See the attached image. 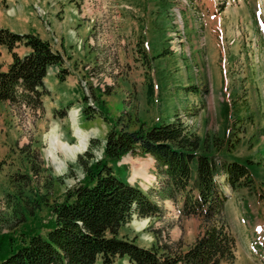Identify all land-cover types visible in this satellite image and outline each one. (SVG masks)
<instances>
[{"label":"rangeland","instance_id":"374dc122","mask_svg":"<svg viewBox=\"0 0 264 264\" xmlns=\"http://www.w3.org/2000/svg\"><path fill=\"white\" fill-rule=\"evenodd\" d=\"M167 1L0 0V29L44 37L62 58L47 68L39 108L0 101V254L45 233L52 207L83 178L77 160L91 140L99 160L115 123L136 129L178 120L216 163L248 167L251 189L216 181L227 196L233 264H264V0ZM11 62L1 49L0 71ZM78 129L87 142L77 153ZM114 169L154 193L162 210L133 217L119 237L164 255L193 245L205 224L159 197L153 159L126 155Z\"/></svg>","mask_w":264,"mask_h":264},{"label":"trees","instance_id":"16d2710c","mask_svg":"<svg viewBox=\"0 0 264 264\" xmlns=\"http://www.w3.org/2000/svg\"><path fill=\"white\" fill-rule=\"evenodd\" d=\"M0 47L12 56L8 70L0 71V101L39 108L40 99L47 93L43 83L47 68L61 65V56L36 35H19L3 29ZM21 47L28 51L22 57L15 52ZM58 76L62 78L61 74ZM129 127L126 123L114 124L106 135L99 160L92 154L96 141L89 142L77 160L83 178L52 207L54 218L48 229L15 247L10 244L14 248L0 254V264H118L117 260L123 258L132 264L235 262V239L223 216L227 197L216 177L223 178L232 190L251 189L248 167L234 161L216 163L215 156L206 153L201 139L178 120ZM126 155L153 159L156 179L162 182L157 191L159 197L179 204L181 216L196 217L205 224L186 251L164 255L158 249L140 247L119 237L120 229L133 217L150 219L162 214L153 199L154 193L144 192L116 173L114 167ZM26 177L20 176L27 185ZM26 189L34 191L29 184ZM19 201L16 200L14 210H21Z\"/></svg>","mask_w":264,"mask_h":264},{"label":"bare ground","instance_id":"6f19581e","mask_svg":"<svg viewBox=\"0 0 264 264\" xmlns=\"http://www.w3.org/2000/svg\"><path fill=\"white\" fill-rule=\"evenodd\" d=\"M56 66V65H55ZM58 67V66H57ZM77 135H78V137H79V139H80V144H79V146L78 147H76L75 148V150L74 151H77V153L78 152H81V151H83V150H85V148H86V142H87V136L85 135V134H83L82 133V131L81 130H77ZM57 141V139L56 138H54L53 139V143H55ZM58 143V142H57ZM51 152V151H50ZM49 152V153H50ZM49 157L53 160V158L55 157V154H54V152H51L50 153V155H49ZM54 161V160H53Z\"/></svg>","mask_w":264,"mask_h":264},{"label":"crops","instance_id":"0c3cea01","mask_svg":"<svg viewBox=\"0 0 264 264\" xmlns=\"http://www.w3.org/2000/svg\"><path fill=\"white\" fill-rule=\"evenodd\" d=\"M55 2H56V0H55ZM97 8H98V7H97ZM98 9H99V8H98ZM55 34L57 35L56 32H55ZM41 38H42V37H41ZM42 39H44V37H43ZM44 40H45V39H44ZM71 43H72V42H71ZM1 49L6 50V48H4V47H0V51H1ZM6 51H7V50H6ZM7 52H8V51H7ZM27 52H28V51H26V53H27ZM26 53H25V54H26ZM25 54H24V55H25ZM24 55H23V56H24ZM55 68H56V67H55ZM57 69H58V67H57ZM59 70H60V68H59ZM80 71H81V70H80Z\"/></svg>","mask_w":264,"mask_h":264}]
</instances>
